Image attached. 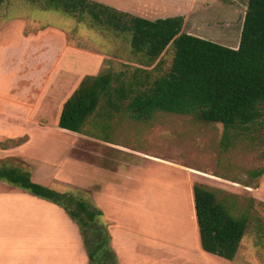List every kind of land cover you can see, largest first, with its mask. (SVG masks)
<instances>
[{
  "label": "rangeland",
  "instance_id": "obj_1",
  "mask_svg": "<svg viewBox=\"0 0 264 264\" xmlns=\"http://www.w3.org/2000/svg\"><path fill=\"white\" fill-rule=\"evenodd\" d=\"M93 1L150 20L183 16L181 32L230 48H237L240 43L248 3V0ZM60 37L73 39L78 49L93 53L92 57L95 54L107 56L97 62L84 55L88 59L85 60L80 49L77 54L78 68L72 69L77 78L104 71L115 75L126 72L130 76L141 68L149 72L152 80L169 70L173 57V47L169 45L149 66L152 63L149 56L130 48V33L100 26L86 12L69 14L45 0H7L0 6V142L6 140L9 134L30 130L25 125L34 115L29 100L33 94L41 92L40 85L36 83H45L46 76L70 69L68 59L74 55L71 52L74 44L69 43L71 48L69 44L64 46ZM160 59L159 66L152 69ZM84 61L92 68H81ZM25 74L34 76V79L24 78ZM137 76L141 78L144 74L137 72ZM104 106L102 99L97 112L101 113ZM120 113L127 119H133L127 111ZM96 117L89 118L82 132L98 137L108 134L114 141L177 164L179 170L166 164L146 162L142 165L141 202L148 199V205H140L138 197L133 202L129 201L130 205L107 204L104 206L105 216L95 217L93 223L81 225V230L66 213L83 235V244L84 238L90 250L94 251L93 264H120L112 248L110 234L120 241L118 252L123 254V259L132 264H264V115L253 125L225 131L220 123H203L190 115L156 112L148 121L127 124L132 131L123 136L114 134V128L110 126L101 125L92 129L89 125ZM49 123L56 124L54 115ZM90 128L92 130H87ZM46 131L50 135H65L50 127ZM5 165L20 166L21 163L0 157V167ZM180 171L184 177L179 174L177 187L184 200L187 198L184 202L186 225L169 215L165 216L177 207L173 200L174 185ZM259 171L263 173L257 175ZM194 184L214 192L231 215L248 218L245 234L232 261L201 249L196 222L194 248L168 244L153 232L162 234L167 229L178 232L181 230L175 226L178 224L193 231L195 217L191 196ZM51 188L71 194L76 199H84L96 207L86 189ZM70 208L73 209L74 205ZM192 216L193 220L190 219ZM93 227L98 231L106 230L109 234L105 245L108 252L96 249L97 233L92 230ZM27 245L28 240L16 232L13 223H0V264L22 263L17 262L13 255L15 250ZM8 256L12 257L8 260Z\"/></svg>",
  "mask_w": 264,
  "mask_h": 264
},
{
  "label": "trees",
  "instance_id": "obj_2",
  "mask_svg": "<svg viewBox=\"0 0 264 264\" xmlns=\"http://www.w3.org/2000/svg\"><path fill=\"white\" fill-rule=\"evenodd\" d=\"M5 1L0 0V6ZM45 1L69 14L86 12L94 23L115 32L130 33V48L149 56L152 59L149 66L169 45L173 47L169 70L152 80L149 72L141 68L130 76L126 72L115 75L110 71L85 75L62 106L59 128L82 133L86 122L97 113L102 99L104 108L127 111L136 120L148 121L156 112L190 115L199 122L220 123L225 131L253 125L263 117L264 0H248L237 48L181 32L183 16L150 20L93 0ZM160 62L161 59L152 69ZM137 72L144 76L138 78ZM118 105L125 107L119 109ZM262 173L259 171L257 175ZM0 181L59 205L79 228L103 215L84 199L35 183L27 171L13 166L0 167ZM192 192L201 249L232 261L248 218L231 215L215 193L203 185L194 184ZM190 219L193 220V216ZM92 230L97 233L96 249L108 252L105 245L109 234L95 227ZM83 241L93 264L94 251L84 238Z\"/></svg>",
  "mask_w": 264,
  "mask_h": 264
},
{
  "label": "crops",
  "instance_id": "obj_3",
  "mask_svg": "<svg viewBox=\"0 0 264 264\" xmlns=\"http://www.w3.org/2000/svg\"><path fill=\"white\" fill-rule=\"evenodd\" d=\"M63 41L64 46L69 43L74 44L73 46L69 44L70 48L72 46L71 52L74 53L68 59L71 62L69 67L71 70L56 72L46 76L50 81L46 78L47 82L36 83L40 85L41 92L33 94L29 100V103L33 105L34 115L25 125L30 130L22 134H9L6 140L0 142V157L14 161L18 160L21 165L1 167L13 166L25 170L30 174L33 182L49 188L86 189L94 206L100 208L104 216V206H107V204L112 206L130 205L129 201L133 202L134 198L138 197L140 205H148V199L141 202L143 180L140 172L143 168L142 165L146 162L154 165L166 164L179 170L176 167L177 164L114 141L113 137L108 134L98 137L84 132L75 133L58 127V120L64 102L85 76L77 78L76 73L72 71V69L78 68L79 57L77 59V54H79L81 48L76 47L77 44L73 39H63ZM85 53H83V56L93 54ZM85 56L83 59H85ZM90 57L91 60L95 59L98 62L103 61L107 56L95 54V57ZM84 63L81 68H92V66H88L89 63L85 61ZM33 77L28 74L24 76V78L34 79ZM124 107L125 105L119 106V109H124ZM49 111H52V113H47ZM53 115L57 126L49 123V119ZM95 115L97 117L89 125L92 129L101 125L110 126L114 128V134L120 136L127 135L132 131L129 126H126L127 124L131 125L136 121H140L127 119L120 112H115L110 107L103 108L101 113L97 112ZM48 126L65 135H50L46 131L49 128ZM91 128L87 130H92ZM180 173L182 176L184 175L183 172H178L174 185L176 189L173 200L177 207L174 212H168L165 216L169 215L177 222H181L182 225H186L185 218H187V214L184 202L187 201V198L185 197L184 200L183 193L177 187V184L180 183ZM191 201L193 206V196H191ZM168 218L166 217V219ZM3 222L5 224L13 223L16 232L28 240L26 248L21 247L19 250H15L16 253L13 257L16 258L17 262H22L18 264H89L81 233L61 207L31 195L23 189L0 181V223ZM195 222L196 218L193 231L183 229L178 224L175 225L177 229H181L178 232H175L174 229L172 231L167 229L162 234L154 230L153 232L168 244L186 245L194 248ZM154 223H157V221H154ZM110 237L112 248L115 250L114 252L120 264H132L126 262L123 259V254L118 252V247L121 245L120 241L111 234ZM32 243L34 246H32ZM11 257L8 256V260Z\"/></svg>",
  "mask_w": 264,
  "mask_h": 264
}]
</instances>
